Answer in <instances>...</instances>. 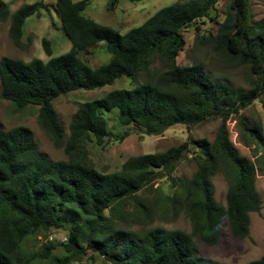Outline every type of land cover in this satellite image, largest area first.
<instances>
[{
  "label": "trees",
  "instance_id": "obj_1",
  "mask_svg": "<svg viewBox=\"0 0 264 264\" xmlns=\"http://www.w3.org/2000/svg\"><path fill=\"white\" fill-rule=\"evenodd\" d=\"M219 1L172 3L122 34L82 15L90 0H55L69 51L47 62L0 60V100L16 111L37 107L41 130L67 157L51 160L39 149L31 130L18 126L6 131L0 122V264H74L87 255L104 264H219L199 256L195 239L215 246L224 220L234 238L248 236L249 216L262 207L256 178L264 176V129L259 122L249 123L243 112L254 101L264 112V19L251 21L249 0H230L216 32L200 40L233 65L249 69L246 90L232 87L227 80H212L202 63H176L185 47L183 30L202 19L213 20L211 13ZM43 10L47 6L39 0L10 14L0 0V23L10 21L9 35L16 47L21 46L25 20L39 18ZM100 42L110 59L92 68L81 55ZM43 46L50 55L49 42L43 40ZM155 61L161 69L150 73ZM139 74L147 79L131 89L112 90L81 103L64 145L54 100L120 79L133 82ZM113 109L124 129L117 136L119 141L128 136L129 127L145 136H161L176 125L189 128L209 120L220 124L212 143L190 139L161 153L129 158L120 171L105 174L94 168L84 146L91 141L102 146L112 138L101 111ZM231 119L242 144L261 150L254 162L242 157L230 141L226 123ZM187 155L196 167L192 177H172L175 165ZM226 163L234 168L235 178L222 207L215 200L212 178ZM164 178L169 194L160 186L153 188ZM146 190L155 193L153 205L138 197ZM129 201L132 210L128 213L124 209ZM182 213L190 221L191 233L119 227L125 221L144 227L156 214L174 221ZM53 231L63 236H49ZM38 236H45V242L26 251L25 244ZM247 264H264V255Z\"/></svg>",
  "mask_w": 264,
  "mask_h": 264
},
{
  "label": "rangeland",
  "instance_id": "obj_2",
  "mask_svg": "<svg viewBox=\"0 0 264 264\" xmlns=\"http://www.w3.org/2000/svg\"><path fill=\"white\" fill-rule=\"evenodd\" d=\"M8 6L10 14L17 11L24 4H33L39 0H1ZM77 2L80 0H72ZM112 0H90L89 5L82 12V15L94 22L111 27L124 34L132 28L138 27L148 20L157 11L175 2H186L188 0H141L138 3H130L128 0H117L113 7H109ZM47 10L41 12L39 18L29 17L25 20L21 46L16 47L9 35L10 21L0 23V60L3 57L19 59L28 62L32 59H40L47 62L50 58L57 57L69 51L70 42L61 30L59 16L55 12V0H43ZM230 0H220L216 9L211 13L213 20L202 19L196 24L183 30L185 40L184 50L178 55L176 63L179 66H191L194 63L205 65L207 73L212 80H227L234 88L246 90L250 79V71L247 67H237L228 62L221 55L214 52L211 47L202 44L201 37L209 33L214 34L218 23H221L228 13ZM250 16L252 22L264 19V0H249ZM43 40L49 42L50 55H47L43 46ZM81 58L92 68L105 64L110 59V55L105 52L104 43L100 42L91 48L86 55ZM161 69V64L155 61L149 71L153 73ZM147 79L144 74H139L131 82L127 79L116 80L112 85L104 86L100 89L83 91L78 90L54 100L53 107L64 130V145L69 135L68 127L72 116L77 112L81 103L102 98L105 94L116 89H131L138 83ZM37 107H27L21 111H16L14 106L6 101L0 100V122L6 131L23 126L31 130L39 149L46 153L53 161L66 160L67 157L63 148H55L51 139L41 130L37 120ZM102 116L111 128L112 138L102 146H97L93 141L87 142L84 146L87 158L94 168L102 173L109 174L118 172L123 163L132 157L146 154L164 152L172 147H176L184 142L192 140H206L212 143L219 120H209L194 127L176 125L166 130L161 136H145L141 131L134 128H127L128 136L122 141L117 140V136L123 133L116 118L117 110L109 112L101 111ZM243 116L249 123L259 122L264 129V112L258 101H254L244 112ZM230 141L238 149L242 157L255 161L256 157H261V150H251L245 147L240 138L235 122L231 119L226 123ZM195 164L190 155L178 162L173 168L172 177L180 180L190 179L195 172ZM235 170L226 163L219 167L216 175L212 178L214 185V197L219 205L225 207L226 195L234 185ZM256 188L261 197L262 207L258 214H250L249 234L244 239H236L232 236L228 222L223 221L221 236L215 246H207L195 239L199 250V256L213 260L219 264H247L259 259L264 255V176L258 174L256 178ZM160 186L165 193L169 194L166 178L153 184L155 189ZM139 198H144L150 204H154L155 193L146 190L138 194ZM132 203L129 201L124 211L130 212ZM121 228L150 229L162 227L166 230H182L191 233V224L185 214H181L172 221L169 217L162 218L158 214L154 215L150 224L139 227L131 221L120 223ZM55 238L63 236L61 231H53L48 234ZM48 237V236H47ZM46 240L45 236H38L36 239L28 241L24 248L26 251L33 247L40 246ZM74 264H104L101 259L91 260L88 255Z\"/></svg>",
  "mask_w": 264,
  "mask_h": 264
},
{
  "label": "built area",
  "instance_id": "obj_3",
  "mask_svg": "<svg viewBox=\"0 0 264 264\" xmlns=\"http://www.w3.org/2000/svg\"><path fill=\"white\" fill-rule=\"evenodd\" d=\"M63 240V239H62Z\"/></svg>",
  "mask_w": 264,
  "mask_h": 264
}]
</instances>
